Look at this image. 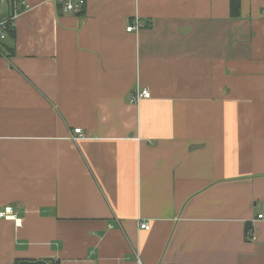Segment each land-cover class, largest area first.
<instances>
[{"label":"crops","instance_id":"0c3cea01","mask_svg":"<svg viewBox=\"0 0 264 264\" xmlns=\"http://www.w3.org/2000/svg\"><path fill=\"white\" fill-rule=\"evenodd\" d=\"M26 2L0 43V264H264V0Z\"/></svg>","mask_w":264,"mask_h":264},{"label":"built area","instance_id":"2783aa9c","mask_svg":"<svg viewBox=\"0 0 264 264\" xmlns=\"http://www.w3.org/2000/svg\"><path fill=\"white\" fill-rule=\"evenodd\" d=\"M64 13L80 14L87 3V0H57ZM29 8L26 0H0V43L5 42L10 37V32L15 31L19 17ZM145 25L141 22H135L127 27V31L133 32L144 28ZM151 97V92L148 89H139L132 96L133 103H139L142 99ZM75 132L81 137L82 130L75 129ZM13 214V208L8 207L4 211H0V217H10ZM259 217H263L260 215ZM142 229L149 230L150 223L141 222ZM254 239L253 232L249 233Z\"/></svg>","mask_w":264,"mask_h":264},{"label":"trees","instance_id":"16d2710c","mask_svg":"<svg viewBox=\"0 0 264 264\" xmlns=\"http://www.w3.org/2000/svg\"><path fill=\"white\" fill-rule=\"evenodd\" d=\"M230 12H231V16L233 17H238L241 14V0H230ZM15 36V31H11L10 32V37H14ZM13 48H10V51H12ZM13 52H11L12 54ZM251 226H249L250 228ZM17 264L19 263V261L16 262ZM51 264H58V263H51Z\"/></svg>","mask_w":264,"mask_h":264},{"label":"water","instance_id":"95a60500","mask_svg":"<svg viewBox=\"0 0 264 264\" xmlns=\"http://www.w3.org/2000/svg\"><path fill=\"white\" fill-rule=\"evenodd\" d=\"M18 264H51L49 261L40 259V260H22Z\"/></svg>","mask_w":264,"mask_h":264}]
</instances>
